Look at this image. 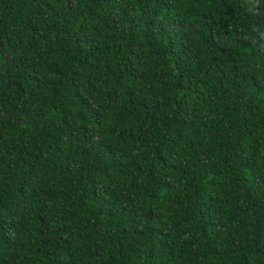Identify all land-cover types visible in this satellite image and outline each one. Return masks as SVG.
I'll return each mask as SVG.
<instances>
[{"label": "trees", "instance_id": "obj_1", "mask_svg": "<svg viewBox=\"0 0 264 264\" xmlns=\"http://www.w3.org/2000/svg\"><path fill=\"white\" fill-rule=\"evenodd\" d=\"M0 264H264V0H0Z\"/></svg>", "mask_w": 264, "mask_h": 264}]
</instances>
